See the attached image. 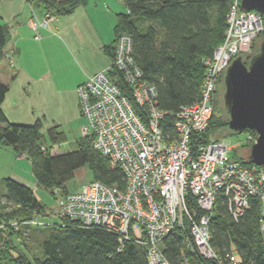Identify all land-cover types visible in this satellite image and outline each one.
<instances>
[{
	"label": "built area",
	"instance_id": "2783aa9c",
	"mask_svg": "<svg viewBox=\"0 0 264 264\" xmlns=\"http://www.w3.org/2000/svg\"><path fill=\"white\" fill-rule=\"evenodd\" d=\"M49 12L37 15L32 10L27 24L35 38L42 36L40 28L55 32L49 25L57 18ZM262 31L263 17L255 10H242L240 0H232L222 41L202 58L204 79L198 101L175 112L157 106L155 86L142 79L131 58V38L119 35L111 64L89 75L76 93L84 119L82 135L91 136L93 147L112 168L122 171L124 183L88 180L79 188L55 189L56 213L82 227L114 233L118 252L126 242L142 246L148 264H224L211 245L210 222L221 205L238 220L252 198L260 202L264 215V168L231 158L228 138L202 142L200 137L208 126L223 71L236 55L249 52ZM119 75L123 86L116 81ZM167 118L172 119L173 132L166 127ZM37 220L26 223L34 225ZM176 230L183 237L173 262L163 242ZM225 256L236 263V250Z\"/></svg>",
	"mask_w": 264,
	"mask_h": 264
},
{
	"label": "trees",
	"instance_id": "16d2710c",
	"mask_svg": "<svg viewBox=\"0 0 264 264\" xmlns=\"http://www.w3.org/2000/svg\"><path fill=\"white\" fill-rule=\"evenodd\" d=\"M26 1L32 6L41 4L42 12L52 11L62 16L84 6L87 0ZM121 1L125 10L116 12L114 40L103 47L110 60L115 54L117 37L127 35L132 42L131 58L142 72V79L155 86L159 108L175 112L182 105L198 101L204 79L202 58L210 56L222 41L232 0ZM263 34L264 31L252 42L251 53H246V58L257 51L256 40ZM9 37V26L0 23V61L6 57ZM116 81L123 86L120 75ZM220 84L221 77L215 89L208 126L200 137L202 142L212 141L211 136L227 125ZM7 91L8 86L0 81V147L10 148L16 155L24 154L38 185L51 193L55 189L70 190L75 171L80 167H88L92 177L89 180L123 185L122 171L112 168L107 157L93 147L91 136L76 139V146L70 151L52 153V146L65 140L64 132L55 125L46 130L48 145L40 119L31 123L9 121L3 108ZM171 124L172 119L167 118L169 132H173ZM242 156L235 158L244 164H252ZM0 202V222L14 218L23 222L18 231H13L8 223L0 228V264H148L142 246L126 242L118 252L116 235L103 228L82 227L77 221L57 213L58 223H42L38 217L45 215L44 205L27 184L17 179H3ZM219 208L218 215L210 222L211 244L217 254L226 259L223 263L264 264V230H260L264 215L260 202L256 198L250 199L249 207L236 221L225 212L223 205ZM31 219L40 222L34 225L26 223ZM32 230L39 231L41 238L39 252L30 256L24 251L26 243L23 240ZM182 237L183 233L176 230L163 242L165 252L173 262ZM233 248L236 250V263L228 262L225 256Z\"/></svg>",
	"mask_w": 264,
	"mask_h": 264
},
{
	"label": "crops",
	"instance_id": "0c3cea01",
	"mask_svg": "<svg viewBox=\"0 0 264 264\" xmlns=\"http://www.w3.org/2000/svg\"><path fill=\"white\" fill-rule=\"evenodd\" d=\"M119 1L92 0L59 16L57 32L40 28L42 36L35 38L27 19L32 10L42 11L26 0H0V23H7L10 35L0 61V81L8 86L3 108L9 121L40 119L46 130L55 125L62 132L77 129L81 136L84 119L76 88L111 62L103 47L114 40L111 6L125 10Z\"/></svg>",
	"mask_w": 264,
	"mask_h": 264
},
{
	"label": "water",
	"instance_id": "95a60500",
	"mask_svg": "<svg viewBox=\"0 0 264 264\" xmlns=\"http://www.w3.org/2000/svg\"><path fill=\"white\" fill-rule=\"evenodd\" d=\"M244 11L255 10L264 18V0H240ZM247 62L236 55L221 75V102L228 133L253 130L257 136L242 156L264 168V34Z\"/></svg>",
	"mask_w": 264,
	"mask_h": 264
},
{
	"label": "rangeland",
	"instance_id": "374dc122",
	"mask_svg": "<svg viewBox=\"0 0 264 264\" xmlns=\"http://www.w3.org/2000/svg\"><path fill=\"white\" fill-rule=\"evenodd\" d=\"M91 1L92 0H87L85 5L87 6V5L91 4ZM115 1H116V3L121 4V2L119 0H115ZM34 7L38 8L39 10L42 11V5L41 4H38V6H34ZM111 8H110L111 11H114L113 16H115V19H116V12H120V11H118V9H116V7H114V6H111ZM122 11H124V10H122ZM50 12H52V11H50ZM54 12H55V10H54ZM31 13H32V11H31ZM54 15L56 16V18H57L56 21H57L59 14L55 12ZM28 19H29V17H28ZM54 25H55V23H50L49 29H53L55 32H57V30H56L57 27H56V25L55 26ZM254 40H253V42H255ZM256 41L257 42L255 43V45H259L258 39ZM251 50L252 49L250 48V50H249L250 53H251ZM244 59L246 60L245 62H247L249 58H246V56H244ZM9 61H10V59H9ZM111 61H113V60H111ZM110 64H111V62H110ZM103 69H105V68H103ZM42 132H44L46 134V129L42 128ZM63 132H64L65 137H64V135H61V137H64L65 140L63 142H60L59 144L53 145L52 146V153H54V152L55 153H62V152L70 151V150L75 148L76 138H78L80 136V131L77 129L72 131V130H69L68 128H66L63 130ZM247 135L251 136L250 140L246 139ZM82 136L83 135L81 134L80 137H82ZM213 136H211L212 140H213V138H218V139L228 138L230 140L231 145H232V149L230 150L229 155L231 158H235L236 156L241 157L242 154L244 152H246V150H244L243 148H248L250 146V144L255 141L257 134L255 131H254V133H252L249 130H243L242 132L237 133V134H235V133L229 134L227 131V128H225L222 131L216 132V134H214ZM46 138L48 140L47 134H46ZM46 142L48 145L50 144L49 140ZM259 167H261V166H259ZM6 177H11V178L17 179V180L27 184L32 189L35 197L38 198V200L44 205L45 215L38 217L42 223H50V224L52 223L53 224V223L59 222L60 219H59L58 215L56 214L58 196L55 193H51L50 190H48V189H46V188H44L41 185H38L36 183L34 176L32 174V171H31L30 162L26 157H18L10 148H7V149L6 148H0V187L2 185L3 179ZM90 178H92V177H91V172L89 171L88 167H80L75 171V176L73 178V181L70 183V188L71 189L79 188L81 184L85 183ZM7 223L9 226H11L13 228V231H16V230L18 231V229L21 230V225L23 222H21V220L18 218H14V219L9 220L8 222H6V221L0 222V228H4L5 226H7V225H5ZM29 233H30V235L29 236L25 235L23 241H25V243H26L24 246V251L27 252L31 256L32 254H37L39 252V240L41 238V234L37 230H34V231L32 230ZM24 234H23V236H24ZM232 251L234 252L235 249L233 248ZM144 252H145V256H146L145 249H144ZM222 259H223V261L224 260L226 261L225 258H222Z\"/></svg>",
	"mask_w": 264,
	"mask_h": 264
},
{
	"label": "bare ground",
	"instance_id": "6f19581e",
	"mask_svg": "<svg viewBox=\"0 0 264 264\" xmlns=\"http://www.w3.org/2000/svg\"><path fill=\"white\" fill-rule=\"evenodd\" d=\"M49 13H50V12H49ZM36 14H37V15H40L41 13H37V12H36ZM246 53H249V52H246ZM243 56H245V54H243ZM114 184H117V183H114ZM117 185H118V184H117Z\"/></svg>",
	"mask_w": 264,
	"mask_h": 264
}]
</instances>
